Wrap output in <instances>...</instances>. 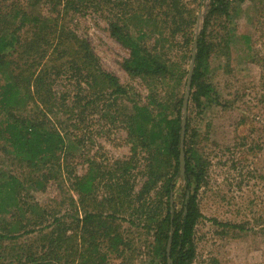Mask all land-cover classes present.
<instances>
[{
  "label": "rangeland",
  "instance_id": "rangeland-1",
  "mask_svg": "<svg viewBox=\"0 0 264 264\" xmlns=\"http://www.w3.org/2000/svg\"><path fill=\"white\" fill-rule=\"evenodd\" d=\"M110 1L97 0L82 12L71 11L64 22L91 43L103 70L116 76L127 93L111 95L110 90L88 103L94 97L87 90L83 96L89 97L76 107L77 76L68 71L60 77L55 74L54 103L44 119L65 137L67 154L48 159L43 168L32 165L30 155L13 153L0 137V179L15 176L25 184L18 205L0 212V264H33L50 254L51 241L58 242L59 237L66 239L64 264H87L88 260L93 264L88 255L97 259L103 254L107 257L102 264H151L148 247L155 232L148 233L144 227L150 220L148 213L153 222L162 223L169 210L176 213L184 206L187 181L173 177L175 160L163 151L161 140L157 148L149 135L131 137L127 118L136 104L147 107L160 121L173 115L180 98L184 100L194 45L183 46L189 32L175 31V3L179 1L185 15L195 20L189 29L196 38L204 28L210 0ZM230 1L232 20L221 25L219 17H214L208 28L207 40L215 48L206 79L213 94L196 101L194 88L189 104L187 135L192 164L202 174L197 204L203 215L196 226L192 264H264V0ZM18 2L26 0H0V10ZM42 4L33 0L29 10L41 6L49 13L52 6ZM125 12L133 23L124 31L138 36L146 32L144 42L167 66L162 74L133 77L125 69L131 52L111 29L112 22L124 24ZM33 26L27 24L19 31L21 41L35 36ZM54 48L48 49L43 64L54 57ZM45 67L52 71V65ZM32 90L36 92L34 86ZM63 102L69 104L68 111ZM45 108L39 100L19 113L31 117ZM147 128L160 130L157 124ZM153 159L159 160L155 168L165 178L139 201ZM94 170H99L97 177ZM89 177H93V190L81 196L77 181ZM170 178L174 189L168 199L163 187ZM192 187L194 191L197 185ZM104 207L108 212L102 222L83 221ZM112 212L117 219L107 218ZM108 231L110 235L119 231L125 241L134 242L133 260L128 252L117 255L116 248L109 246L104 236ZM91 243L99 256L89 253ZM48 260L55 263L53 257Z\"/></svg>",
  "mask_w": 264,
  "mask_h": 264
},
{
  "label": "trees",
  "instance_id": "trees-1",
  "mask_svg": "<svg viewBox=\"0 0 264 264\" xmlns=\"http://www.w3.org/2000/svg\"><path fill=\"white\" fill-rule=\"evenodd\" d=\"M32 1L26 0L25 3L21 4L20 2L13 3L5 10H0V114H3V117H0V137L8 142L5 143L13 153L30 155V163L43 168L44 165H48V159L50 161L60 159L62 154H67L65 137L61 132L53 128L50 129L49 124L44 119L50 115L51 109L49 107L54 103L55 95L52 88L56 75L60 77L64 71H68L77 76L78 81L74 84L79 91L74 104L76 107L81 106L83 100L89 97L90 94L83 96L87 90L94 97L88 103H94L96 97L102 98L110 90L111 95L119 96L127 92L116 76L103 70L100 59L95 54L91 43L86 38L81 37L67 22H64V16L66 17L71 11L74 13L82 12L89 8V4L95 5L97 0H37L44 6L46 4L52 6L49 13L44 12V8L41 10V6L36 10H29ZM107 1L111 3L110 0ZM206 7L204 28L198 37V50L192 82V89H196L192 98L196 101L202 97L210 98L213 94V87L206 79L207 66L215 48L207 40L210 22L214 17H219L218 19L222 22L221 25H226L229 20H232L230 0H210ZM175 8L178 12L174 21V23H178L176 33L181 32L186 35L189 32L185 36L183 46H190L192 43L194 45L195 40L193 39L195 38L189 27L195 20L185 15L187 13L186 8L180 6L179 1L175 3ZM122 17L124 24L119 25L117 22H112L111 29L113 36L131 52V56L124 63L128 73L133 77L141 75L148 77L160 75L166 71V64L156 59L153 51L144 42L146 32L142 28L140 32L144 33L139 36L134 35L133 32H125L124 30L133 23V19L128 12H125ZM149 19L157 21L153 17H149ZM27 24L34 25L33 27L37 29L34 32L35 36L29 42L26 39L21 41L19 34V31ZM53 46L55 47L54 57L48 58L47 64H43L46 55L49 53L48 49ZM46 65H52V71L49 70V67L46 68ZM37 67H41L40 70ZM32 86L35 87V93ZM39 100L47 107L42 112H36L31 117L19 113ZM183 101L182 97L177 102L176 111L173 112L175 117L173 115L165 116L157 121L147 107L135 104V112H132V116L127 118L130 136L136 137L135 135H137L140 139V136L149 135L151 143L157 148L159 147L158 142L161 140L163 151L175 160L173 177L180 176L187 181L184 206L179 212L172 213L169 210L162 223L153 222L151 220L153 215L148 213L150 220L144 227L148 233L155 232L153 243L151 242L148 247V254L152 255V257L150 256L152 258L151 264H170V261L173 264H192L196 255L194 243L196 226L200 218L203 217L197 204V192L202 183V174L192 164V148L189 146L187 135L190 131L189 121L185 139L186 166L184 175L180 167ZM36 105L37 108L40 107L39 103ZM63 108H67L66 111H68L69 104L63 102ZM175 112L176 114H174ZM156 124L160 130L154 131L153 128L150 130L147 128L150 125L154 127ZM154 163H159V160L153 159L152 163L148 165L150 170H147L144 176L149 178L139 191V201L149 194L159 181L165 178L164 174L155 168L156 164ZM94 173L97 177L99 170H94ZM4 179H0V212H6L13 204L18 205L16 201L18 196L21 198V192L25 186L15 176H11L9 180ZM172 181L170 178L163 187L168 199H170L174 189ZM194 181H196L194 184L197 187L192 191ZM77 185V191L81 193V196L83 193H91L93 177L78 179ZM140 210L143 211L144 207ZM107 212V208L104 207L98 213L87 214L83 221L86 223L102 222ZM106 216L108 219H117L114 212L106 214ZM132 223L134 224V222ZM104 236L110 240L109 246L116 248L117 255L122 256L128 252V258L134 259L136 248L133 246L134 242L130 241L129 238L125 241V235L119 231L113 235H110L108 231ZM65 240V238L59 237L58 242L51 241L50 254L46 256H49L48 258L53 257L55 263L49 261L45 256L41 260H35L33 264H64V255L67 251L64 248ZM90 246L89 253L94 252L99 256L100 252L96 250L95 244L91 243ZM88 257L94 259L93 264H102L107 255L103 254L97 259L92 255H88ZM37 261L39 262L36 263ZM87 264H91L90 260L87 261Z\"/></svg>",
  "mask_w": 264,
  "mask_h": 264
},
{
  "label": "water",
  "instance_id": "water-1",
  "mask_svg": "<svg viewBox=\"0 0 264 264\" xmlns=\"http://www.w3.org/2000/svg\"><path fill=\"white\" fill-rule=\"evenodd\" d=\"M198 37H199V32L196 33L194 52L192 56V62H191L189 77H188L187 86H186V92H185L184 101H183V122H182V137H181V155H180V167H181L183 175L185 173V166H186L185 139H186L187 125H188L189 104H190V98L192 94L193 75H194L195 62H196V56H197V50H198V39H199ZM172 203H173V200H172ZM170 264H173V263L170 261Z\"/></svg>",
  "mask_w": 264,
  "mask_h": 264
}]
</instances>
